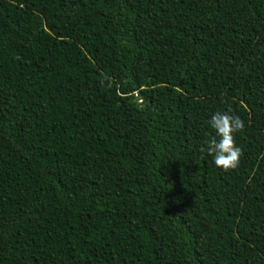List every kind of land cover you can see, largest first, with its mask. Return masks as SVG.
<instances>
[{"label":"trees","instance_id":"16d2710c","mask_svg":"<svg viewBox=\"0 0 264 264\" xmlns=\"http://www.w3.org/2000/svg\"><path fill=\"white\" fill-rule=\"evenodd\" d=\"M0 264H264V0H0Z\"/></svg>","mask_w":264,"mask_h":264},{"label":"clouds","instance_id":"9594fccd","mask_svg":"<svg viewBox=\"0 0 264 264\" xmlns=\"http://www.w3.org/2000/svg\"><path fill=\"white\" fill-rule=\"evenodd\" d=\"M209 125L215 136L204 142V146L200 148L201 153L212 156L215 166L226 172L237 169L243 156V149L237 145L235 134L244 130V121L230 112L217 111Z\"/></svg>","mask_w":264,"mask_h":264}]
</instances>
